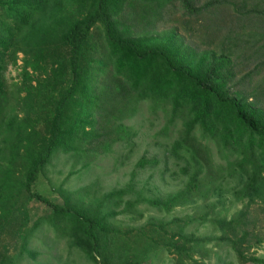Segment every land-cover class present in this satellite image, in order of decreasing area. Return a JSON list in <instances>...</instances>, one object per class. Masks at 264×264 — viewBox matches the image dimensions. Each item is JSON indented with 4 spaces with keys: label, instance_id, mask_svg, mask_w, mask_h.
I'll use <instances>...</instances> for the list:
<instances>
[{
    "label": "trees",
    "instance_id": "1",
    "mask_svg": "<svg viewBox=\"0 0 264 264\" xmlns=\"http://www.w3.org/2000/svg\"><path fill=\"white\" fill-rule=\"evenodd\" d=\"M175 2L193 11L192 0H0V233L25 195L47 211L38 225L52 228L92 264H144L157 248L171 256L168 264H208L215 248L230 250L239 264H264L252 251L264 245L252 213L264 215V108L236 89L231 54L196 51L175 32L137 36L122 21L129 7L133 22L153 26ZM251 13L264 19V7L254 4ZM94 30L105 55L97 52ZM18 53L22 82L12 111L4 72ZM142 102L169 106V121L181 122L171 149L184 162L179 191L164 199L138 191L137 170L150 164L145 159L123 188L99 197L84 188L57 205L34 190L58 153L80 172L118 145L131 147L135 133L125 121ZM210 145L223 164L213 160ZM229 184L241 209L230 217L199 216L215 234L188 233L194 218L174 219L160 223V243L148 237L130 253L125 234L110 222L142 205L165 214L189 205L214 209L207 200H221ZM143 230L134 231L145 236ZM0 264L13 263L0 252Z\"/></svg>",
    "mask_w": 264,
    "mask_h": 264
},
{
    "label": "rangeland",
    "instance_id": "2",
    "mask_svg": "<svg viewBox=\"0 0 264 264\" xmlns=\"http://www.w3.org/2000/svg\"><path fill=\"white\" fill-rule=\"evenodd\" d=\"M243 2L247 4L242 5ZM254 4L262 8L264 0H192V12H187L180 3L175 2L162 8L159 20L153 26L133 22L132 9L126 7L122 21L135 26L132 31L137 36L145 32L160 36L175 32L184 46L196 51L231 54L235 64L236 89L247 95L250 102L264 108V31L261 26L263 22H260L264 19L251 13ZM246 11H250L249 15H245ZM93 34L99 45L97 52L101 53L103 37L97 30ZM102 52L105 55V50ZM97 58L101 59L103 55L99 54ZM22 59L23 55L18 53L16 64H8L4 72L5 90L12 111L17 110ZM168 109L169 106L155 107L151 102L140 103L137 111L125 121V125L135 133L131 147L118 145L110 155L98 158L89 169L80 172H77L79 166L73 165L71 158L58 153L40 176L34 190L57 205L63 204V196H71L84 188L99 197L123 188L129 182L136 164L145 159L150 164L137 170L135 184L138 191L152 199H164L176 193L186 181L180 172L184 162L171 152L181 122H170ZM210 147L216 164H223L216 148L213 145ZM231 186H224L221 200H217L216 196L207 200V203L214 205V209H198L189 205L165 214L142 205L137 207L136 212L116 216L110 222L125 234L130 253L147 243L145 239L148 237L160 243V223H169L174 219L187 221V218H194L193 224L186 229L188 233L215 234L209 223L201 224L199 216L207 212L208 218L230 217L241 209L242 205L234 203L228 192ZM46 213L42 204L22 195L9 225L0 233V252L6 253L13 264H92L78 250L68 248L66 239L58 236L52 228L38 225L39 219ZM252 213L257 228L264 233V215L257 209ZM142 228L146 237L134 231ZM168 231L172 232L170 229ZM213 251L208 264H239L230 250L215 248ZM252 251L264 257V245ZM170 262L171 256L157 248L144 264Z\"/></svg>",
    "mask_w": 264,
    "mask_h": 264
}]
</instances>
